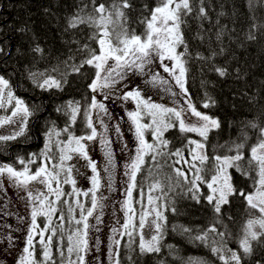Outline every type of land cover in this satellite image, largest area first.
Instances as JSON below:
<instances>
[{
  "label": "trees",
  "instance_id": "obj_1",
  "mask_svg": "<svg viewBox=\"0 0 264 264\" xmlns=\"http://www.w3.org/2000/svg\"><path fill=\"white\" fill-rule=\"evenodd\" d=\"M82 2L87 3L88 0H0V47L5 49L4 53H0V76L9 80L13 93L29 106L32 113L23 135L15 140L0 141V165L9 164L17 170H23L24 166L19 163L20 158L26 162L35 159V163L28 164L35 171L43 162L40 154L48 142L47 133L55 129L61 132L56 140L66 138L67 134L62 129L70 123V115L67 114L70 110L66 108L69 103H78L80 106V112L70 131L75 136L90 133V129L86 127L84 113L89 111L92 117L89 109L92 91L89 85L96 70L86 64L83 67L80 65L88 56L85 45L98 48L96 42L90 38L96 29L87 25H79L76 28L68 26V21L79 11ZM97 2L110 4L111 0ZM130 2L133 6L126 10L130 17V26L140 33L143 31V25L138 21L144 12L143 5H152L155 0ZM191 2L193 12L184 18L186 23L182 25L191 54L187 57L186 87L198 110L217 118L221 125L219 129L210 132L205 150L210 157L233 155L234 153L227 151V145L233 142L241 143L246 133L248 139L242 150L245 160L240 163L247 167L250 147L256 143L259 136V130L251 128L249 122L264 127V0H253L251 6L249 0ZM200 6L205 7L206 18L199 17ZM37 47L42 51H34ZM197 53L211 58L198 59ZM212 53L216 54L212 56ZM73 66L79 67V72H74ZM215 68L225 69L226 74L220 76ZM31 73H43L41 80L44 77L55 78L61 82V88L41 89L36 86ZM206 102H209L210 106L203 108ZM165 138L170 144L164 151L174 152L180 149L185 159H190L187 139L200 140L195 133L182 134L176 129L165 133ZM146 139L152 142L150 133H146ZM52 147L56 152L54 143ZM145 159L147 162L144 168L137 174L133 207L136 209L138 220L141 204L137 201H141V192L142 203L147 207V197L152 194L149 192L150 183L157 179L161 181L164 192L167 193L166 198L161 201L167 205V210H164L167 220L163 225L159 244L161 250L159 253L141 254L138 247L140 237L135 231L131 237L125 235L121 239L120 264H223L219 255L211 251V247L221 244L224 246L222 255L227 256L228 249L243 255L239 240L244 235L248 220L260 216L258 210L250 209L246 201L237 195L229 198L230 202L222 206L217 217L211 205L203 198L200 203L190 198L188 185L184 184L182 179L179 184L176 183L174 168L188 170L183 161L174 164L178 159L176 156L157 157L160 166L156 167L149 157ZM211 164L210 159L205 167ZM149 169L152 171L151 176ZM230 172L233 184L238 189L253 191L255 172H251L247 177L240 175L235 169H230ZM169 176L173 177L171 190ZM189 176L191 177L190 172ZM63 191L70 193L72 189L67 185ZM201 191L207 194L208 189L202 186ZM160 195L162 193L159 191L158 196ZM78 198L85 209L91 207V194ZM64 199L76 209V197H64L57 205L67 218L69 205L63 202ZM172 208L176 211L173 212ZM59 214L53 218V227L60 224ZM38 223L43 227L45 219L39 218ZM212 224H215L218 233L223 232L225 235L221 237L218 233L209 232L206 242L194 239ZM77 227L82 226L73 221L65 222L62 229L58 228L51 245L52 260L55 264H68L67 236ZM185 228L191 231L185 232ZM48 234L46 233V236ZM38 240L39 237L34 240V256L38 261H42L43 249ZM213 240L217 243L213 244ZM261 240H264V237H261ZM61 244L63 258L58 250V245ZM252 246L253 254L245 257V264H256L257 261L264 264V243L252 241ZM71 258H76L75 253Z\"/></svg>",
  "mask_w": 264,
  "mask_h": 264
},
{
  "label": "snow or ice",
  "instance_id": "obj_2",
  "mask_svg": "<svg viewBox=\"0 0 264 264\" xmlns=\"http://www.w3.org/2000/svg\"><path fill=\"white\" fill-rule=\"evenodd\" d=\"M252 2L253 0H249L250 6ZM132 6L130 0H111L110 4L88 0L87 3L82 2L79 11L68 21L70 28L87 25L96 29L90 38L96 42L98 48H90L85 45L84 47L88 49V56L80 65V67H83L86 64L96 70L94 79L89 85L93 92H96L98 88H110L126 80L129 72H134L148 77L146 83L159 88L176 99V106L174 107L158 104L152 102L150 98H144L139 88L124 92L120 97V99L132 100L135 103V110L128 111L127 116L134 128L138 147L136 148L135 158L126 166L128 169L126 175L129 178L127 200L124 202L127 220L123 224L125 230L123 233H118L117 229H113L112 243L115 245V249L109 252L110 264H120L119 246L121 240L117 238V235L121 238L125 234L131 237L133 232L137 230H139L138 234L140 235L138 247L141 254L160 252L159 244L163 235L162 228L167 220L164 215L167 205L161 203L167 196V193L164 192V185L158 179L150 183L149 192L159 190L162 195L154 197L149 194L147 207L142 203L143 192H141V201H137L141 204L138 223L134 222L136 209L133 207L132 193L137 187V174L142 171L147 162L145 157H149L151 163L159 167L157 157L164 156H176L178 159L174 161V164L183 161L188 166L187 171L174 168L176 183L179 184L182 179L183 183L188 185L187 192L190 194V198L197 203H200L201 198H203L207 204L211 205L217 217L221 213L222 206L230 202L229 198L237 195L246 201L250 209L259 211L260 216L258 218L248 220L244 235L239 240V248L243 255L231 249L227 250V256L222 255L224 249L222 244L211 247V251L219 255L223 264H245V257L253 254L252 241L264 243V240H261V237H264V127L249 122L251 128L259 130V136L256 143L250 147L247 167L240 163L245 160V153L242 150L248 139L246 133L241 143L233 142L227 145V151L234 153L233 155H213L210 157L205 150L206 142L210 132L220 128V121L198 110L186 87L187 57L191 54L182 25L186 23L184 18L190 16L193 12L191 0H155L152 5L145 3L143 5L144 12L138 21L143 25V31L140 33H137L136 29L130 26V17L126 10L131 9ZM198 15L200 18L207 17L205 7H199ZM219 38L218 35L217 39ZM34 51L41 52L42 49L37 47ZM221 51L223 50L221 49ZM4 52L5 49L0 47V53ZM215 54L212 53V56ZM196 56L202 60L211 58L204 57L199 53ZM154 64L157 65L160 71L149 67ZM146 69L147 71H145ZM72 70L79 72L80 68L73 66ZM214 70L222 77L226 74V70L223 68H215ZM161 72L166 73L168 78L162 75ZM30 76L36 86L41 89L61 88V82L55 78L44 77L41 80L40 77L44 76L43 73H31ZM124 87H127V84ZM174 88H178L179 91H175ZM209 106V102L203 104V108ZM9 108L11 109L10 115L0 118V126L11 124L14 122L15 117L20 116L21 128L12 135H0V141L4 142L15 140L18 136L23 135L24 127L27 124L26 118L32 113L29 106L13 93L9 80L0 76V109L7 111ZM66 108L70 110L67 112L70 115V123L62 131L67 136L64 140L57 139L54 142L57 150L54 152L51 146L53 144L52 137L53 135L60 137L61 132L53 129V131L47 133L48 143L45 144V150L40 154L44 158V162L38 165L35 171L28 167L29 163L36 162L35 159L26 162L20 158L19 163L24 166L23 170H17L9 164L0 165V176L7 174L9 180L13 182V186L23 188L26 191L28 203L32 205L26 246L23 248L25 255L20 257L18 264H49V262L55 264V261L52 260L51 250L53 237L57 235L58 228H63L65 222L72 223L73 221L76 225L82 227H77L75 231L67 236L68 264H85V257L82 253H85L89 246L87 239L88 217H92L94 210L97 207H102V205H100L96 195L101 187L100 174L97 171L96 163L88 156L83 141L97 139L98 132L89 111H85L86 127L90 129V133L75 136L70 128L76 122L80 106L78 103L75 105L69 103ZM89 109H99L107 113L105 105L98 102L95 97H92ZM101 124H103V121H101ZM171 129H176L182 134L195 133L200 137L198 141L187 139V145L190 146L188 148L190 159H185L180 149L174 152L164 151L170 144V141L165 138V133ZM107 130L105 125L104 131L107 132ZM115 131L119 134L120 128L117 126ZM146 133H150L151 143L146 139ZM100 142L106 148L107 164L112 165L113 153L109 147L111 141L101 135ZM72 154H78L85 159L93 173L89 178L91 188L87 191L79 190L75 186L76 180L72 175L73 166L68 163L73 158ZM210 159L212 164L205 167ZM229 169H235L236 172L245 177L249 176L251 172H255L253 191L238 189L233 184V176ZM108 171L109 168L106 166L105 172ZM151 175L152 171L149 169V176ZM168 180L169 189L171 190L173 177L169 176ZM32 182L42 184L46 192L38 191L34 195L28 189V185ZM62 184H70L72 191L70 193L64 192L61 188ZM202 186L208 189L207 194L201 191ZM0 189H3L2 181H0ZM4 192L6 195V189ZM89 194H91V207L85 209L78 197L81 195L89 196ZM68 196L76 197L74 203L80 210L78 219L74 215L75 209L68 200H63L65 204L69 205L67 218L57 207L58 203ZM50 197H54V199H50ZM171 210L176 211L175 208ZM57 213H60L58 216L60 224L53 227V217ZM38 217H44L43 227L37 223ZM150 217L151 219H149ZM97 222H99V217H97ZM255 225H259L261 231H255ZM145 227H150L154 233L149 240H145L143 236ZM184 231L190 232L191 230L185 228ZM209 232L218 233L215 224L209 226L203 233L196 235L194 239L206 242ZM46 233L49 234L46 236ZM218 235L223 237L225 233L219 232ZM37 237H39L38 243L43 249L42 261H38L34 256V240ZM212 243L216 244L217 242L213 240ZM58 250L63 258L62 244L58 245ZM73 253L76 257L74 260L71 258ZM129 260H131V257H129ZM256 264H259V261Z\"/></svg>",
  "mask_w": 264,
  "mask_h": 264
},
{
  "label": "rangeland",
  "instance_id": "obj_3",
  "mask_svg": "<svg viewBox=\"0 0 264 264\" xmlns=\"http://www.w3.org/2000/svg\"><path fill=\"white\" fill-rule=\"evenodd\" d=\"M149 67L160 71L156 64ZM161 74L168 78L166 73L161 72ZM147 79L148 77L129 72L126 80L110 88H98L96 92L91 90L92 97H95L98 102L105 105L107 113L99 109H91L98 137L92 141H83L86 145L88 156L96 163L97 171L100 174L101 187L96 195L100 205H102V207H97L94 210L92 217H88L89 229L87 239L89 246L88 250L84 253L85 264H110L109 252L115 249V245L112 243L113 229H117L118 233L125 231L123 224L126 222L127 217L125 215L126 208L124 202L127 200L129 185V178L126 175L128 169L126 166L135 158L138 142L135 137L134 128L127 116L128 111L135 110V103L132 100L125 101L120 99V97L124 92L133 88H139L143 97L146 99L150 98L152 102L169 107L176 106V99L159 88L146 83ZM125 84H127V87H124ZM174 90L179 91L178 88H174ZM10 112V108L7 111L0 109V118L9 116ZM28 119L29 117L26 118L27 122ZM101 121H103V124H101ZM105 125L108 129L107 132L104 131ZM117 126L120 128L119 134L115 131ZM20 128L21 117L17 116L14 118L13 123L0 126V135H12L18 132ZM101 135L111 141L109 147L113 153L112 165L107 164L105 157L106 148L100 142ZM56 138L53 135V143L56 141ZM72 157V160L68 163L73 166L72 175L76 180L75 186L79 190L87 191L91 188L89 178L93 173L85 159L81 158L78 154H72ZM42 161L44 162V158ZM106 166L109 168L108 172H105ZM28 167L31 169L30 165ZM0 181L3 183V189H0V264H18L20 257L25 255L23 248L26 246L32 205L26 199V191L23 188L13 186V182L9 180L7 174L0 176ZM67 185L72 189L70 184H62L61 188L65 189ZM28 189L34 195L38 191L46 192L44 186L38 182L30 183ZM158 194L159 191L157 190L153 191L151 195L155 197ZM50 199H54V197H50ZM74 215L76 217L80 215L78 207H76ZM97 217H99V222H97ZM39 218L44 217H38L37 223ZM134 222L138 223L137 212ZM254 230L257 232L261 231L259 225H255ZM137 232L139 233V230ZM153 234V230L150 227H145L143 230L145 240H149ZM117 238L122 239L119 235H117Z\"/></svg>",
  "mask_w": 264,
  "mask_h": 264
}]
</instances>
